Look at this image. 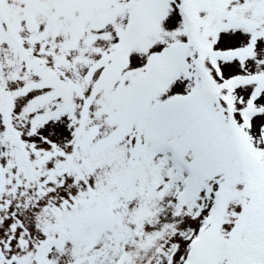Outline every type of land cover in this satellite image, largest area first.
Returning <instances> with one entry per match:
<instances>
[{"label": "snow or ice", "instance_id": "1", "mask_svg": "<svg viewBox=\"0 0 264 264\" xmlns=\"http://www.w3.org/2000/svg\"><path fill=\"white\" fill-rule=\"evenodd\" d=\"M0 264H264V0H0Z\"/></svg>", "mask_w": 264, "mask_h": 264}]
</instances>
